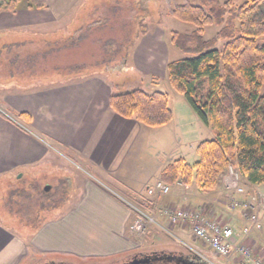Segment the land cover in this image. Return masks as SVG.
<instances>
[{"label": "crops", "instance_id": "obj_1", "mask_svg": "<svg viewBox=\"0 0 264 264\" xmlns=\"http://www.w3.org/2000/svg\"><path fill=\"white\" fill-rule=\"evenodd\" d=\"M27 4L22 0L15 12L0 11V39L8 35L11 39L1 49L31 39L33 26L59 22L63 12H55L49 0L44 9H30ZM141 54L137 69L145 76L155 74L165 61L154 59L159 49L151 42L143 45ZM0 84L16 85L0 93V105L17 115L11 119L0 111V176L20 173L23 177L38 166L42 171L61 170L64 176L63 169L69 163L75 167L70 198L62 212L40 222L29 234L16 233L9 224L0 223V264H26L48 257L110 259L135 247L138 219L134 220L131 204L118 191L130 193L137 202L145 195L148 182L158 179L171 160L161 158V145L154 135L173 119L161 127H147L135 118H122L109 106V98L115 94L112 82L97 74L73 76L36 88L19 86L12 78ZM21 113L28 117L19 116ZM147 143L152 147L148 161ZM255 185L247 187L255 189ZM180 188L185 189L173 187L171 191ZM182 195L145 196L162 208L178 204ZM190 202L188 196L191 206ZM159 220L166 224L161 217ZM178 229L193 238L188 229L174 226L172 232Z\"/></svg>", "mask_w": 264, "mask_h": 264}, {"label": "rangeland", "instance_id": "obj_2", "mask_svg": "<svg viewBox=\"0 0 264 264\" xmlns=\"http://www.w3.org/2000/svg\"><path fill=\"white\" fill-rule=\"evenodd\" d=\"M218 1L223 3L226 0ZM243 1L233 0L234 6H238ZM49 2L55 12H63L59 16V22L45 26H33L31 30L33 37L24 42L33 49L40 47L43 50L45 48L49 50L46 57L36 56L33 71L41 72L55 67L78 66L80 71L74 72V76L97 74L112 82L115 94L136 89L145 93L154 91L166 93L173 113V122L167 127L160 128L159 134L154 135L155 142L157 143L159 139L161 145V158L170 159V163L181 157L189 164L197 161L198 155L195 151L197 144L211 139L213 135L210 128L198 119L183 95L170 87L166 63L187 57L170 42L171 33L184 34L195 29L191 24L173 18L170 15L171 10L183 4L196 5L199 0H49ZM219 29L220 27L216 26L205 27L204 39L212 38ZM138 33V37L144 34L139 41L136 40ZM9 37L10 35L0 39V49L3 44L10 42ZM147 42L154 43L159 49V56L154 59L165 60L160 67L157 65L158 71L150 76H145L140 69H137L142 59V47ZM221 45L222 42L218 43L217 47L220 48ZM4 57L7 59L9 56L5 54ZM22 58L17 61L19 65H24L26 61ZM73 75L46 73L38 78L12 79L18 80L19 86L36 88L73 77ZM4 79L6 78L0 75V80L4 81ZM15 86L4 87L0 84V93L11 91ZM0 111L11 119L17 118L16 114L3 108L2 105H0ZM151 150L152 147L147 143L145 145L146 161H148ZM73 169L75 167L69 163V166L63 169L64 176L61 170L53 172L46 168L42 171L39 166L31 168L29 174L23 177H19L20 173L14 177L1 175L0 223L9 224L16 233L29 234L40 222L62 212L67 199L70 198L71 181L74 179ZM153 182L154 179L148 184ZM245 184L244 189L248 194L264 201V184L255 185V189H250ZM46 186H49L47 191H45ZM118 192L126 202L131 204L135 212L145 211L139 202H134L130 193L123 190ZM171 192L186 194L191 198V206L201 208L209 217L229 222L237 229L243 226L238 209L232 210L227 204L231 195L223 185L215 192L205 193L206 196H202L194 185ZM133 218L134 220L140 219L137 214H133ZM158 223L164 224L159 219ZM144 225H146L145 228L134 231L133 237L137 245H146L150 241L162 244L178 243L172 235L167 234L155 224H148L146 219ZM173 234L177 237L182 236V240L193 247L209 253L208 249L201 246L198 240L189 237L181 230L178 229ZM252 236V243L248 245L257 255L264 256V217L261 234ZM238 239H240L239 236ZM60 261L71 264H89L96 260L48 257L47 260L35 258L31 262L27 261L26 264H54Z\"/></svg>", "mask_w": 264, "mask_h": 264}, {"label": "trees", "instance_id": "obj_3", "mask_svg": "<svg viewBox=\"0 0 264 264\" xmlns=\"http://www.w3.org/2000/svg\"><path fill=\"white\" fill-rule=\"evenodd\" d=\"M20 1L0 0V11L15 12ZM26 2L30 9L47 7L46 0ZM170 15L195 29L171 33L170 42L187 57L166 64L168 83L183 95L213 137L197 144V161L189 164L178 158L161 171L159 179L170 186L194 185L198 192L209 193L222 186V177L232 166L247 183L264 184V0H244L238 6L233 0H199L196 5L173 8ZM209 26L220 29L206 40L204 28ZM26 41L0 50L4 78L32 79L46 73L68 76L80 71L74 66L34 72L36 56L46 57L49 50L30 48ZM22 57L26 61L19 65ZM109 106L122 118H135L147 127H161L173 119L168 96L160 91L113 94ZM139 200L146 211L157 208L153 199Z\"/></svg>", "mask_w": 264, "mask_h": 264}, {"label": "built area", "instance_id": "obj_4", "mask_svg": "<svg viewBox=\"0 0 264 264\" xmlns=\"http://www.w3.org/2000/svg\"><path fill=\"white\" fill-rule=\"evenodd\" d=\"M245 183L247 184L245 179L232 166L227 168L222 177V185L231 195L227 204L232 210L238 209L243 221L241 229L234 228L229 222L209 217L201 208L190 206L187 204L186 194L182 195V201L178 204L157 207L153 212L139 211L140 219L137 227L145 228L146 219L148 224H155L167 234L172 235L179 244L189 249L206 264H264V256L257 255L248 245L252 243V235L261 234L264 201L248 194L244 189ZM173 187L187 189L189 186L181 183L170 186L156 179L145 186V193L148 196H166L170 194ZM160 217L166 224L158 223ZM174 226L188 229L193 238L206 247L209 253L193 247L174 235L172 232Z\"/></svg>", "mask_w": 264, "mask_h": 264}, {"label": "flooded vegetation", "instance_id": "obj_5", "mask_svg": "<svg viewBox=\"0 0 264 264\" xmlns=\"http://www.w3.org/2000/svg\"><path fill=\"white\" fill-rule=\"evenodd\" d=\"M89 264H206L183 245L175 242L136 245L124 255L110 259H95ZM54 264H71L60 261Z\"/></svg>", "mask_w": 264, "mask_h": 264}, {"label": "water", "instance_id": "obj_6", "mask_svg": "<svg viewBox=\"0 0 264 264\" xmlns=\"http://www.w3.org/2000/svg\"><path fill=\"white\" fill-rule=\"evenodd\" d=\"M48 189H49V186H46V187H45V191H47Z\"/></svg>", "mask_w": 264, "mask_h": 264}]
</instances>
